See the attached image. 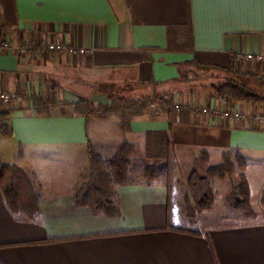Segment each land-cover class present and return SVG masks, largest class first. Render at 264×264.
<instances>
[{
    "label": "crops",
    "instance_id": "obj_1",
    "mask_svg": "<svg viewBox=\"0 0 264 264\" xmlns=\"http://www.w3.org/2000/svg\"><path fill=\"white\" fill-rule=\"evenodd\" d=\"M188 28L192 49L168 50V37L182 43ZM0 33L12 47L28 48L24 55L0 52V90L23 98L7 106L13 135L0 137L5 141L0 159L23 170L35 165L38 156H54L70 164L72 173L67 186L24 181L23 195L37 198L34 220L10 211L0 190V264H264V208L256 210L252 202L253 217L235 211L231 218L241 221L195 231L172 224L185 220L170 212V184L161 181L115 185L116 217L94 214L74 199L89 145L108 158L126 140L151 155L147 136L156 132H168L170 157L173 146L187 151L192 162L204 151L216 164L223 152L243 156L241 172L250 194L260 192L264 125L252 114L264 112V104L225 105L207 93L199 98L201 107L227 106L245 116L224 119L192 108L188 122L169 126L166 115L153 106L121 130L118 115L77 114L73 103L86 96L69 87L108 82L88 97L94 104L108 103L116 83L147 92L180 86V73L192 69L191 62L228 67L233 57L238 71L264 81V62L236 58L239 53L264 54V0H0ZM48 42L70 50L51 52ZM170 93L176 100L177 91ZM32 94L45 99L57 94L62 102L39 115ZM179 98L187 103L184 93Z\"/></svg>",
    "mask_w": 264,
    "mask_h": 264
},
{
    "label": "trees",
    "instance_id": "obj_2",
    "mask_svg": "<svg viewBox=\"0 0 264 264\" xmlns=\"http://www.w3.org/2000/svg\"><path fill=\"white\" fill-rule=\"evenodd\" d=\"M170 32V29L168 30ZM187 39L177 43L170 36L167 39L168 50H191L192 37L188 28ZM192 69L206 71L213 70L210 74L214 78L219 77L207 84L208 97L216 99L219 103L230 105L236 102L264 104V81L252 73H242L237 70L235 57L231 58L228 67H218L191 62ZM192 69L180 73V80L189 81ZM31 105L36 114L49 113L54 102L42 98L38 94H32ZM157 105L169 121V126L175 122L186 123L193 111L191 107H182L174 102L172 93L156 92L142 95L137 98H127L124 95L115 96L108 103L94 104L90 99L81 97L73 103L77 114L85 117L106 119L111 115H118V127L121 130L129 129V122L133 116L142 115L146 109ZM11 109L4 108L0 104V137L13 135V129L8 122ZM147 143L152 144L151 155L147 151H140L139 147L126 140L120 142L113 155L108 159L100 157L91 145L87 148L88 162L85 180L79 182L74 199L79 206H88L94 214H104L108 217L119 215V208L112 200L115 185L131 184L144 181L149 184L158 181V177L165 175L170 162V147L168 132L150 133ZM146 154V155H145ZM149 154V155H148ZM241 158V169L245 168L244 157ZM139 157L146 163L139 174L135 175L134 159ZM200 158L206 159L207 153H201ZM165 160L164 165L160 161ZM151 161V162H149ZM200 160L196 158L194 166L187 178L188 197L191 208L197 212L208 209L213 203L211 195V183L209 176L224 178L232 171V153L223 152L221 162L206 168V173L200 172ZM23 178L27 183L30 180L26 173L15 165H9L0 159V190L10 211L25 213L26 217L34 220L38 216V202L35 194L21 195L18 191L19 179ZM226 202L230 209L240 213L243 217H253L255 211L250 204L248 182L243 174L240 175L237 185L231 188L226 196ZM261 203L264 204V190L261 194Z\"/></svg>",
    "mask_w": 264,
    "mask_h": 264
},
{
    "label": "rangeland",
    "instance_id": "obj_3",
    "mask_svg": "<svg viewBox=\"0 0 264 264\" xmlns=\"http://www.w3.org/2000/svg\"><path fill=\"white\" fill-rule=\"evenodd\" d=\"M215 73L213 70H206V71H199L196 69H192L190 72L191 79L189 81H184L182 85H172L170 84L169 87H158V90L156 92H165L170 93L172 91H177L178 95L176 96V100H174L175 104H180L179 100L182 96V93L185 94L186 97V105H189L193 109L199 110L201 108V105L199 103V98L203 96V94L208 93V87L207 84L211 82L212 80H216L218 78V75H215L214 78L210 76V74ZM103 81V80H102ZM87 83V84H79V86H72L75 85V83H71L69 87L80 88L81 91L84 93L83 95L88 98L94 89H100L102 86L106 87L108 85V82L106 84L102 83ZM117 84V87L115 88V95L116 96H122L125 97H140L142 95L149 94L151 92H147L146 89H142L141 91L135 88H131L130 90L124 89L123 87H120ZM110 85H113V83H110ZM119 86V87H118ZM71 89V88H70ZM2 92H8L5 90H0V93ZM19 94V93H18ZM17 94V95H18ZM20 95V94H19ZM18 95V96H19ZM115 95L113 97H115ZM181 95V96H179ZM21 97V96H20ZM21 99H23L21 97ZM47 99V98H46ZM50 101L57 103V101L60 100V96L57 94H53L50 98H48ZM89 99V98H88ZM13 101L10 99L7 102H4L2 99H0V104L4 108H7ZM156 106L158 109L159 107ZM153 107V106H152ZM183 107V105H182ZM5 141L2 139L0 140V148L4 146ZM201 155H199L198 160H200V172L206 173V168L216 165V163H213L212 161H208L207 159L200 158ZM238 154H232V171L229 176H225L224 178H218L216 176H209V181L211 183V195L213 198V203L210 208L202 210L200 212H197L191 208V202L188 197V189H187V178L191 171V169L194 166V162H192V158L189 156V153L187 151L177 150L176 146H173L172 149V155L169 162V166L166 169V174L158 177V181L168 183L170 184V192H171V199H170V212H178L180 214L181 219L185 220L183 222H174L172 221V224H178L181 227L189 228L191 230L195 231H204L206 227L213 226V225H220L223 223H234L241 221L240 219H232V215H234L236 212L230 209L226 202V196L231 191L232 187H235L237 185V182L239 180V177L241 174H243L241 171V158ZM103 158V157H102ZM110 158V157H108ZM103 158V159H108ZM36 164L31 166L30 168H24L26 175L28 176L31 183L33 181H36L37 179L48 181L53 184H59L62 186H67L69 183H71V166L70 164L62 163L59 159L55 158L54 156H38L35 160ZM135 162V175L139 174L140 171L143 169L146 161L140 159L139 157H136L134 159ZM151 162V161H149ZM221 161H219L220 163ZM32 163V162H31ZM166 162L165 160L160 161V165H164ZM85 165V164H84ZM82 167V166H81ZM81 172L78 174L77 179L79 182H82L85 180L86 175V165L81 169ZM32 168V169H31ZM207 174V173H206ZM244 175V174H243ZM19 184H18V191L22 193V195L25 193V189L21 188V186L24 184L23 178H18ZM250 204L252 202L253 208L258 210L264 208V204L261 203V194L262 189L260 192L258 190H253L252 194H250ZM238 214V213H236ZM241 215V214H240ZM239 215V216H240ZM224 217L227 220L220 219V217ZM189 218L192 221H186V219ZM188 220V219H187Z\"/></svg>",
    "mask_w": 264,
    "mask_h": 264
},
{
    "label": "built area",
    "instance_id": "obj_4",
    "mask_svg": "<svg viewBox=\"0 0 264 264\" xmlns=\"http://www.w3.org/2000/svg\"><path fill=\"white\" fill-rule=\"evenodd\" d=\"M27 47L26 46H17V47H12L10 41L3 36L0 33V52H5L9 50H14L18 55H24L27 52ZM46 49H48L51 52L59 51V50H70L67 46L64 44H57L54 42H48L46 45ZM236 58L238 60H247V61H259V62H264V54H251V53H239ZM0 99H2L4 102L9 101L10 99L19 101L20 96L13 94V93H8V92H2L0 93ZM180 105L183 107L187 106L186 104L180 103ZM176 107H178V104H176ZM202 113L205 114H214L220 118L228 119L232 118L234 120H238L243 118L245 115L241 113L239 110H231L228 109V107L224 108H207V107H201L200 108ZM252 119L257 122L258 124L264 125V112L259 111L255 112L252 114Z\"/></svg>",
    "mask_w": 264,
    "mask_h": 264
}]
</instances>
